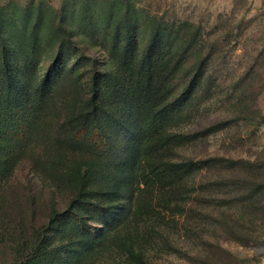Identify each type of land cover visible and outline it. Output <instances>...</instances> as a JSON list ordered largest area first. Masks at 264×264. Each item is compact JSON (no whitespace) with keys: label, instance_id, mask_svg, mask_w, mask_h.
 Returning <instances> with one entry per match:
<instances>
[{"label":"rangeland","instance_id":"374dc122","mask_svg":"<svg viewBox=\"0 0 264 264\" xmlns=\"http://www.w3.org/2000/svg\"><path fill=\"white\" fill-rule=\"evenodd\" d=\"M62 24L88 57L65 50L34 136L0 184V264H21L39 244L72 247L53 264H264V0H0V63L5 53L25 89L40 86ZM154 37L170 52L158 63L167 79L162 97L174 99L193 68H205L190 101L160 132L171 138L160 160L192 164V173L159 184L165 207L150 212L142 204L151 189L133 185L134 196L113 203L117 223L125 221L115 242L86 253L83 236L70 238L66 224L47 230L78 194L64 175L69 162L92 158L68 135L101 73L105 104L124 102L113 111L138 132L135 114L146 98L135 76ZM137 166H126L133 184Z\"/></svg>","mask_w":264,"mask_h":264},{"label":"trees","instance_id":"16d2710c","mask_svg":"<svg viewBox=\"0 0 264 264\" xmlns=\"http://www.w3.org/2000/svg\"><path fill=\"white\" fill-rule=\"evenodd\" d=\"M62 31L63 37L38 88L25 89L24 83L12 69L13 64L3 54L0 63V184L11 171L22 147L34 136L35 124L46 105L45 94L64 69L65 50L73 49L79 52L80 57H88L73 31L63 24ZM124 39L127 43L123 54L129 56L130 45H134V40L132 37L129 39L128 31ZM159 42L157 37L151 39L135 76L138 79L137 90L143 92L146 98L139 104L135 114L138 132L124 124L113 111L123 107L124 102H117L112 109L105 104L103 98L108 91L103 88L101 78L104 79L107 74L101 73L93 76L89 101L81 106L75 126L68 135L73 149L86 148L92 152V158L69 162V172L64 175L71 179L78 194L68 209L57 215L53 227L47 230L54 229L57 224H66L70 238L83 236L86 253L115 242L117 231L125 221L117 223L119 215L113 203L121 196H134L133 185L138 190L151 189L142 204V209L150 212L165 207L166 195L161 189L164 186L159 184H171L192 173V164L170 167L160 160L158 154L167 149L171 139L161 137L160 132L190 101L204 78L205 68L202 65L195 66L192 77L174 99L162 97L167 79L160 75L158 63L169 59L170 52L165 56V50ZM131 61L124 60V63L129 64ZM133 135L136 136V142L132 139ZM131 162L138 164L136 184L127 180L126 166ZM237 164V161H230L229 165ZM87 214L99 219L103 223L102 227L89 223ZM62 248L72 247L57 245L55 248H46L41 244L36 245L21 264H53L62 254Z\"/></svg>","mask_w":264,"mask_h":264}]
</instances>
